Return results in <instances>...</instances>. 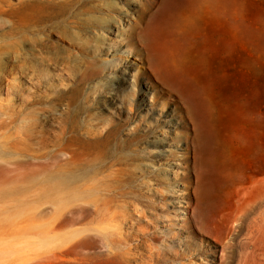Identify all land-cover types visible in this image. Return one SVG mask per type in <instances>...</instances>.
Masks as SVG:
<instances>
[{
  "label": "rangeland",
  "instance_id": "rangeland-1",
  "mask_svg": "<svg viewBox=\"0 0 264 264\" xmlns=\"http://www.w3.org/2000/svg\"><path fill=\"white\" fill-rule=\"evenodd\" d=\"M88 7L81 41L63 38L68 42L63 44L51 37L78 57L82 52L88 68L98 67L101 76L95 80H101L102 91L87 98L92 79L78 102H94L99 120L117 123L127 113L117 108L121 97L137 92L131 99L139 104L144 98L146 105L129 107L139 132L148 125L146 139H159L163 128L173 143L165 168L178 159V194L166 191L172 183L160 172L155 178L163 217H142L134 224L155 237V246L165 243L180 253L168 264H264V0H90ZM125 10L123 33L131 37L115 40L129 56L120 67L129 66L131 82L112 83L102 80L115 71L108 65L112 55L93 49L103 39L92 32H102L108 17ZM77 11L82 14L81 7ZM150 35L165 43L163 56L149 44ZM194 40L195 59L183 53ZM0 99H9L3 90ZM165 119L172 125L164 126ZM42 128L53 125L45 122ZM10 139L0 135V264H40L49 246L40 245L39 211L47 208L49 224L51 197L40 196L35 154L25 144L13 143L16 150H9ZM14 165L20 166L19 175L12 172ZM145 201L155 209L153 199Z\"/></svg>",
  "mask_w": 264,
  "mask_h": 264
},
{
  "label": "bare ground",
  "instance_id": "bare-ground-1",
  "mask_svg": "<svg viewBox=\"0 0 264 264\" xmlns=\"http://www.w3.org/2000/svg\"><path fill=\"white\" fill-rule=\"evenodd\" d=\"M16 1L0 0V92L9 97L0 99V135L12 138L5 143L11 151L16 150L13 143L35 146L25 150L35 154L40 196L51 197L53 218L49 224L44 223L47 208L39 211L40 245L49 246L40 264H168L180 253L165 243L155 246V237L137 225L142 217H163L161 192L155 190L159 172L163 180L172 183L166 191L179 193L174 180L178 159H173L170 169L164 166V157L170 152L167 147L173 143H168L163 128L164 137L159 139H146L148 128H152L148 125L139 132L141 126L132 120L129 107L146 105L144 98L139 104L131 99L137 92L121 97V107L117 108L122 115L127 113L117 123L99 120L92 108L94 102H78L84 85L92 79V95L87 98L95 99L93 94L102 91L101 80H95L101 76L98 67L88 68L82 52H77L78 57L51 37L63 44H68L63 38L81 41L87 32L89 7H85L90 0ZM108 20L102 32H92L95 38L103 39L93 49L112 55L107 63L115 69L111 77L102 80L129 84L131 74L125 70L129 66L120 67L129 56H123L115 40L131 37V33H123L128 12L118 11ZM157 36L150 35L149 44L162 54L165 43ZM187 48L184 55L195 59L197 41ZM160 57L159 67L163 63ZM171 121L162 123L170 126ZM45 122L53 128L43 130ZM122 131L127 132L125 140L120 139ZM12 168L20 174L19 165ZM147 196L156 203L155 209L145 201Z\"/></svg>",
  "mask_w": 264,
  "mask_h": 264
}]
</instances>
